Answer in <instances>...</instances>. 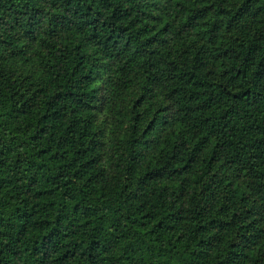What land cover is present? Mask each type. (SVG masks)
Listing matches in <instances>:
<instances>
[{
	"label": "trees",
	"instance_id": "obj_1",
	"mask_svg": "<svg viewBox=\"0 0 264 264\" xmlns=\"http://www.w3.org/2000/svg\"><path fill=\"white\" fill-rule=\"evenodd\" d=\"M0 264H264V0H0Z\"/></svg>",
	"mask_w": 264,
	"mask_h": 264
}]
</instances>
